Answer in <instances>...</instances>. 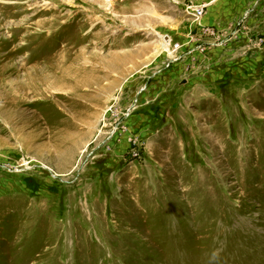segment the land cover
<instances>
[{
	"label": "rangeland",
	"instance_id": "rangeland-1",
	"mask_svg": "<svg viewBox=\"0 0 264 264\" xmlns=\"http://www.w3.org/2000/svg\"><path fill=\"white\" fill-rule=\"evenodd\" d=\"M22 157L58 177L0 173V264H264V0H0Z\"/></svg>",
	"mask_w": 264,
	"mask_h": 264
},
{
	"label": "built area",
	"instance_id": "built-area-1",
	"mask_svg": "<svg viewBox=\"0 0 264 264\" xmlns=\"http://www.w3.org/2000/svg\"><path fill=\"white\" fill-rule=\"evenodd\" d=\"M204 9H205V6L196 8L195 12L193 13V16L195 18L202 16V14L204 13ZM248 14L249 13H247L245 15L244 19H246L250 15V14L249 15ZM241 24H242V22H240L237 25V28L241 27ZM235 33L237 34V31L234 32V34ZM172 41L173 40L169 38V48L166 49V51H165V53L168 55V58H167L168 61H166L164 63L162 71H166V70L172 68V66L174 64L182 62L183 53H186L187 56L192 58V57H194L196 51L198 52L199 50H201L200 46H195L194 49H189V48H188L189 50L186 49V47H188L190 45L191 40L184 42L183 44H180V43L173 44ZM162 71H160L159 73H161ZM138 109H139V101L136 100L126 109V111L124 113H120L119 119L115 120V122H114L113 131H112V134L108 138V142L109 141L111 142L119 131L126 129V127H127L126 123L130 119V117L133 115V113L135 111H137ZM110 111L113 115L114 113L112 112V109ZM104 146H106L107 149H110L107 142H104ZM31 171L32 172H35V171L48 172L49 171L53 178L58 177V176L55 177L53 175L54 172L52 169L48 168L44 164H41L38 161L33 160L31 158L22 157L20 159H13V160L9 159V158L5 159V160H0V173L1 174H6L9 176H21L23 174H28Z\"/></svg>",
	"mask_w": 264,
	"mask_h": 264
},
{
	"label": "crops",
	"instance_id": "crops-1",
	"mask_svg": "<svg viewBox=\"0 0 264 264\" xmlns=\"http://www.w3.org/2000/svg\"><path fill=\"white\" fill-rule=\"evenodd\" d=\"M18 157V156H17Z\"/></svg>",
	"mask_w": 264,
	"mask_h": 264
}]
</instances>
